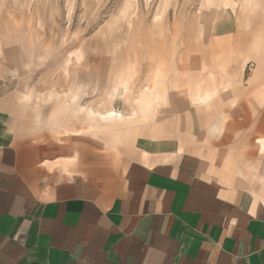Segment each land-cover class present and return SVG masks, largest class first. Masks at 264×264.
<instances>
[{
    "label": "rangeland",
    "instance_id": "rangeland-1",
    "mask_svg": "<svg viewBox=\"0 0 264 264\" xmlns=\"http://www.w3.org/2000/svg\"><path fill=\"white\" fill-rule=\"evenodd\" d=\"M1 98L65 176L153 167L160 140L264 192V0H0Z\"/></svg>",
    "mask_w": 264,
    "mask_h": 264
},
{
    "label": "crops",
    "instance_id": "crops-1",
    "mask_svg": "<svg viewBox=\"0 0 264 264\" xmlns=\"http://www.w3.org/2000/svg\"><path fill=\"white\" fill-rule=\"evenodd\" d=\"M8 107L1 98L0 264H264V192L160 140L153 167L143 153L118 177H68L69 148L25 137Z\"/></svg>",
    "mask_w": 264,
    "mask_h": 264
},
{
    "label": "bare ground",
    "instance_id": "bare-ground-1",
    "mask_svg": "<svg viewBox=\"0 0 264 264\" xmlns=\"http://www.w3.org/2000/svg\"><path fill=\"white\" fill-rule=\"evenodd\" d=\"M260 150L264 152V137L258 139Z\"/></svg>",
    "mask_w": 264,
    "mask_h": 264
}]
</instances>
